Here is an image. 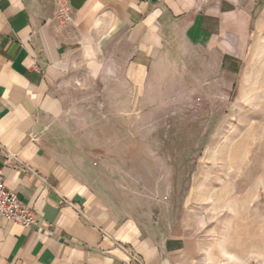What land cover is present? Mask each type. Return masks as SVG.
Masks as SVG:
<instances>
[{"label":"crops","instance_id":"1","mask_svg":"<svg viewBox=\"0 0 264 264\" xmlns=\"http://www.w3.org/2000/svg\"><path fill=\"white\" fill-rule=\"evenodd\" d=\"M263 11L264 0H0V179L37 220L0 217V264H204L177 224L117 195L112 160L132 155L133 115L180 59L229 75ZM86 92L109 110L107 131L66 138Z\"/></svg>","mask_w":264,"mask_h":264},{"label":"rangeland","instance_id":"2","mask_svg":"<svg viewBox=\"0 0 264 264\" xmlns=\"http://www.w3.org/2000/svg\"><path fill=\"white\" fill-rule=\"evenodd\" d=\"M251 31L229 75H197L205 71L180 59L176 75L157 82L128 126L132 155L113 159L118 172L109 174L118 196L197 242L204 264H264V11ZM91 95L66 138L107 131L110 112L88 107Z\"/></svg>","mask_w":264,"mask_h":264},{"label":"built area","instance_id":"3","mask_svg":"<svg viewBox=\"0 0 264 264\" xmlns=\"http://www.w3.org/2000/svg\"><path fill=\"white\" fill-rule=\"evenodd\" d=\"M58 2L61 3V0ZM61 12L67 17L65 6H61ZM0 217L24 227H31L37 223L35 209L23 202L18 193L8 188L2 179H0Z\"/></svg>","mask_w":264,"mask_h":264}]
</instances>
